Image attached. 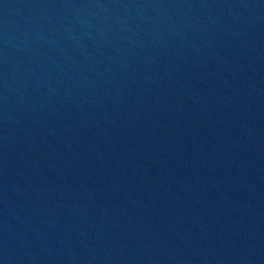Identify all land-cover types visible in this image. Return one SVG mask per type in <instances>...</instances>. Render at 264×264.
<instances>
[{
    "label": "water",
    "instance_id": "95a60500",
    "mask_svg": "<svg viewBox=\"0 0 264 264\" xmlns=\"http://www.w3.org/2000/svg\"><path fill=\"white\" fill-rule=\"evenodd\" d=\"M0 264H264V0H0Z\"/></svg>",
    "mask_w": 264,
    "mask_h": 264
}]
</instances>
